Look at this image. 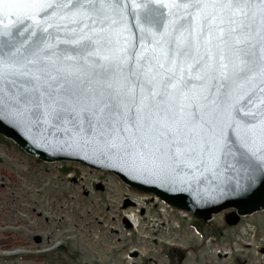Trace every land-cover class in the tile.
I'll return each mask as SVG.
<instances>
[{"label": "snow or ice", "instance_id": "obj_1", "mask_svg": "<svg viewBox=\"0 0 264 264\" xmlns=\"http://www.w3.org/2000/svg\"><path fill=\"white\" fill-rule=\"evenodd\" d=\"M5 114L133 171L264 175V0H0Z\"/></svg>", "mask_w": 264, "mask_h": 264}, {"label": "rangeland", "instance_id": "obj_2", "mask_svg": "<svg viewBox=\"0 0 264 264\" xmlns=\"http://www.w3.org/2000/svg\"><path fill=\"white\" fill-rule=\"evenodd\" d=\"M156 197L104 169L41 160L0 133V264H264V210L227 225L222 211L182 215ZM144 215L161 219L153 235ZM197 231L214 235L208 248ZM235 237L240 252L215 249Z\"/></svg>", "mask_w": 264, "mask_h": 264}, {"label": "water", "instance_id": "obj_3", "mask_svg": "<svg viewBox=\"0 0 264 264\" xmlns=\"http://www.w3.org/2000/svg\"><path fill=\"white\" fill-rule=\"evenodd\" d=\"M0 133L38 158L75 160L111 171L127 184L151 191L168 203L204 219L209 218L211 213L232 208L224 214V219L227 224H233L239 214L264 207V175L240 164H236L235 169L221 170L215 175L205 173L194 176L188 171H178L165 176L158 170L153 175L130 170L128 166L91 148L85 150L69 146L65 143L68 137L64 133L53 134V129L44 124H34L27 116H0ZM252 163L264 172V164L255 159ZM35 239L38 240V236Z\"/></svg>", "mask_w": 264, "mask_h": 264}, {"label": "bare ground", "instance_id": "obj_4", "mask_svg": "<svg viewBox=\"0 0 264 264\" xmlns=\"http://www.w3.org/2000/svg\"><path fill=\"white\" fill-rule=\"evenodd\" d=\"M165 204H167V203L165 202ZM179 213L182 214V215H186V213L181 211V210H179ZM137 223H138V221H137ZM134 226H137V224H135Z\"/></svg>", "mask_w": 264, "mask_h": 264}, {"label": "trees", "instance_id": "obj_5", "mask_svg": "<svg viewBox=\"0 0 264 264\" xmlns=\"http://www.w3.org/2000/svg\"><path fill=\"white\" fill-rule=\"evenodd\" d=\"M3 241L2 239H0V242Z\"/></svg>", "mask_w": 264, "mask_h": 264}]
</instances>
